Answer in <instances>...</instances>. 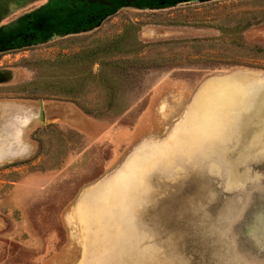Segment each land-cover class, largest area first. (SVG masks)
Returning <instances> with one entry per match:
<instances>
[{
  "label": "rangeland",
  "instance_id": "1",
  "mask_svg": "<svg viewBox=\"0 0 264 264\" xmlns=\"http://www.w3.org/2000/svg\"><path fill=\"white\" fill-rule=\"evenodd\" d=\"M50 2L0 0V25ZM133 2L105 10L86 33L0 51V73L8 72L0 74V157L17 147L28 150L0 159V264H258L246 249H237L234 228L245 215L242 240L253 239L255 249L264 242V162L255 161L264 156V90L241 113L234 138L209 136L201 143L183 138L182 154L168 147V174L162 169L155 179L164 181L162 189L172 198L166 218L156 219L165 225L136 226L128 236L113 227L104 237L103 227L89 226L96 229V239L113 245L83 248L92 233L80 225L75 205L89 187L109 184L116 195L111 182L135 155L169 145L185 128L200 126L202 117L194 124L192 113L199 116L213 101L215 79L239 70L264 76V14L248 15L263 11L264 1ZM240 10L246 18L262 20L226 33L215 27ZM89 54H96L94 63ZM4 75L9 78L2 80ZM68 92L91 118L88 134L34 118L39 126L31 134L33 144H12L8 127L14 122L13 129H28L27 112L38 100L60 101L52 115L79 109ZM197 148L202 153L195 154ZM214 156L216 165L208 161ZM213 179H219L223 195L215 194ZM146 190L151 200L144 206H155L157 187ZM226 193L238 195L242 209L225 226L231 249L224 259L212 208Z\"/></svg>",
  "mask_w": 264,
  "mask_h": 264
},
{
  "label": "water",
  "instance_id": "2",
  "mask_svg": "<svg viewBox=\"0 0 264 264\" xmlns=\"http://www.w3.org/2000/svg\"><path fill=\"white\" fill-rule=\"evenodd\" d=\"M188 1L192 0H174V2ZM2 73L8 72L2 71ZM2 73L0 74L2 75ZM7 78L9 77L4 75L2 80ZM212 84L213 91L210 98L211 101H213L205 106L206 110L204 112H198L199 116L192 113L191 121L194 124L195 117H197V119L200 118V116L202 117L200 121L202 124L200 126L197 124L198 126H192L190 130H186L185 128L184 132L177 135L175 141L169 145L166 144L164 147L161 146V148L155 149L147 154H145L146 152H143L144 155H135L126 166V169L120 173V175L118 174V177L116 178L117 180L111 182L113 183L111 188L114 187L116 195L111 192L113 190H110V185L108 184L107 188L105 183L102 187H99L96 184L91 188L89 187V189H87L88 191H85L84 198H80L75 205L80 225L88 227L86 232L92 233L89 242L87 243L86 241L83 244L84 250H94L93 246L96 244L107 245V248H110L111 244L113 245V241H109L108 239H96V229L90 230L89 226L97 225L103 227L101 228L102 234L100 236L104 237V235L113 230V227H118L117 231H120L119 234L121 236H128V232L131 229H135L136 226L165 225L167 223L166 221L159 222L156 221V219L166 218L167 203L168 201H171L172 198L171 196L168 197L166 191L162 189L164 181L156 182L155 179L161 176L163 173L162 169H164L163 174L166 176L168 174V165H166V163H168L166 162V156L170 152L168 147H173L174 154H179V152L182 154L184 151L180 146L182 145L181 142H183V138H190L192 143H199L209 136L215 138L228 135V137L234 138L237 134V123L241 113L248 110L251 106V102L254 101L258 94L264 90V76L251 71L239 70L215 79ZM198 103L199 102H197V104ZM199 106L203 105L199 103ZM207 110H209L208 113ZM204 114L206 116H204ZM197 145L199 146L200 144ZM200 150L201 148H197L195 154L202 153ZM182 159L183 157L175 160L182 161ZM217 160L218 158L215 156L208 159V161L214 163V165L217 164ZM141 161L143 162V165L139 166V162ZM190 161L194 163L197 160L195 158H190ZM255 161L263 163L264 156L257 158ZM263 175L264 174L261 173V176ZM263 183L262 179L261 184ZM149 185L150 187H157L160 198H156L157 204L155 206L145 207V202L151 200V198L149 199L147 197L150 189L146 190ZM132 188V193H130L129 191ZM213 188L215 194L222 193L223 195L224 191L220 186L219 179H213ZM86 196L88 198H86ZM237 196L238 195L235 193H226L223 197L224 202L223 200H221V202L218 201L212 208L215 223L219 230L222 231L218 236V253H221L224 259L228 257V251L231 249L230 239L225 235V226H227L233 217L239 213V210L242 209ZM88 206L89 212L86 213V208ZM242 219L243 221L237 223L234 228L237 229V234L234 235L237 249H246L249 257L255 258L258 264H264V242H261L259 249H255L252 242L250 243L253 239L249 238L246 240L244 238V240H242L241 237H244V233H242V231L240 232V230L243 227V222L247 219V216L245 217V215H243ZM247 242L250 246L246 245ZM83 256L87 257V254L84 253Z\"/></svg>",
  "mask_w": 264,
  "mask_h": 264
},
{
  "label": "flooded vegetation",
  "instance_id": "3",
  "mask_svg": "<svg viewBox=\"0 0 264 264\" xmlns=\"http://www.w3.org/2000/svg\"><path fill=\"white\" fill-rule=\"evenodd\" d=\"M133 1L105 0L107 3L105 4L103 0H51L49 4L43 7L38 5L31 8L29 11L36 10L32 13L20 14L21 17L15 22L12 19L17 16L3 21V24L0 25V51L21 49L39 44V41L46 43L71 34L86 33L97 27L94 25L103 16L105 10L113 8L115 5ZM137 1H139L137 3L141 2V0ZM133 3L135 4V2ZM11 22L14 24L3 27ZM39 101L38 105L31 106L30 111L36 113L39 111ZM75 104L77 105V103ZM77 106L82 110L79 105ZM30 111L27 114L32 119L31 124H33V119L36 117L32 116ZM44 124H49V122ZM36 128L37 126L34 130ZM34 130L31 134L34 133ZM31 137L34 139V136L31 135Z\"/></svg>",
  "mask_w": 264,
  "mask_h": 264
},
{
  "label": "crops",
  "instance_id": "4",
  "mask_svg": "<svg viewBox=\"0 0 264 264\" xmlns=\"http://www.w3.org/2000/svg\"><path fill=\"white\" fill-rule=\"evenodd\" d=\"M48 103V104H47ZM22 105V104H20ZM39 111L36 113L34 111H30L32 112L31 115L35 116L38 123L39 122H43L46 120V122L49 123H54L56 124L57 122V126L61 129V125H65V127H69L71 129H75L81 133H84L85 135L88 134V127H89V120H91V118H89L85 113H83L80 108L76 109L74 108L73 111L71 112H57L55 114H51L50 110L53 107L59 108L60 105V101H56V100H40L39 101ZM24 106V105H22ZM37 115V116H36ZM45 119V120H44ZM20 121L23 123L25 122V118L21 117ZM19 123V122H18ZM14 125V122L11 124V128L8 127V129H12L13 133L11 135H9L8 137L12 140V144H16V146L19 144V142H22V145H27L30 146L33 144L34 139H31V133L33 132L34 128L36 126H39L38 124H32L31 126H29L28 129H26L25 131L23 129H20L18 126L16 128H12ZM18 125V124H17ZM64 127V128H65ZM24 138H28L31 140L32 143L29 142H23ZM21 145V143H20ZM13 146H10L9 148H11ZM13 149V148H11ZM9 151V150H8ZM28 150H23V149H19L17 147V149L13 152H9L8 154H6L7 156H9L10 158H14L18 155H25V152H27ZM7 156H5L4 158H6ZM14 156V157H11ZM3 157H0V159H4ZM35 175L33 174V176L29 177V179H34ZM27 181H29L27 179Z\"/></svg>",
  "mask_w": 264,
  "mask_h": 264
},
{
  "label": "trees",
  "instance_id": "5",
  "mask_svg": "<svg viewBox=\"0 0 264 264\" xmlns=\"http://www.w3.org/2000/svg\"><path fill=\"white\" fill-rule=\"evenodd\" d=\"M239 1H245V0H239ZM254 1L260 2V1H264V0H254ZM244 13H245L244 11L240 10V11H237L235 14L231 15L227 20H225V17H224V18L220 19V21H219L220 23H217L215 25V27H217L222 33H226V31H228V29H231V30H235V29L237 30V28L245 29V28L251 26L252 24L259 22V20H262L261 18H256V16H251L250 18L247 17L248 18L247 19L246 17H244L245 16ZM256 13H260L263 16L264 10L262 11V7L260 9H253V11L248 13V15H252V14L255 15ZM246 15H247V13H246ZM231 17H233V19L234 18L236 19L234 23H232L233 21L230 22ZM244 20H246V22H243ZM219 39H221V37L214 38V40H219ZM95 56H96V54L94 56L89 54V55H86V58L89 59L90 62L94 63L96 61ZM68 93L70 94V97H68V98L70 100L74 101L75 103H77L74 100L73 92H68ZM51 96H53V95H51ZM77 105H79V104L77 103ZM79 106L82 108L81 105H79Z\"/></svg>",
  "mask_w": 264,
  "mask_h": 264
}]
</instances>
